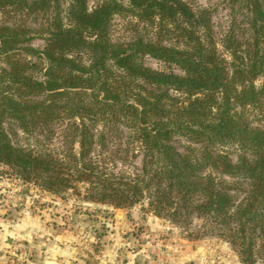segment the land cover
<instances>
[{"label":"trees","instance_id":"trees-1","mask_svg":"<svg viewBox=\"0 0 264 264\" xmlns=\"http://www.w3.org/2000/svg\"><path fill=\"white\" fill-rule=\"evenodd\" d=\"M245 1L242 35H217L211 8L185 0L23 2L43 23L0 25V175L115 208L147 200L189 240L218 237L264 264V0ZM119 127L142 153L134 177L90 159Z\"/></svg>","mask_w":264,"mask_h":264},{"label":"rangeland","instance_id":"rangeland-1","mask_svg":"<svg viewBox=\"0 0 264 264\" xmlns=\"http://www.w3.org/2000/svg\"><path fill=\"white\" fill-rule=\"evenodd\" d=\"M99 1L87 0L89 7ZM185 1L211 8L217 35L231 27L241 35L246 33L249 7L245 0ZM16 2L4 7L0 0V25L22 35H26V26L38 29L43 20L35 15L27 18L26 0ZM114 24L118 37L132 31L122 18H116ZM27 45L43 49L45 44L36 38ZM28 59L37 61L30 56ZM145 62L153 69L163 68L151 57ZM40 66L45 68L47 64L42 62ZM36 75L42 77L41 72ZM123 129L109 131L105 145H96L90 159L104 170L123 171L134 177L142 168V153L138 142ZM19 140L26 145V136L21 135ZM173 144L182 152L191 145L180 138ZM83 195L72 191L54 195L18 178L0 175V264H242L223 239L189 240L183 229L146 212L147 200L115 208L87 201ZM195 221L200 226L201 222ZM62 243L67 244V253L56 255Z\"/></svg>","mask_w":264,"mask_h":264},{"label":"crops","instance_id":"crops-1","mask_svg":"<svg viewBox=\"0 0 264 264\" xmlns=\"http://www.w3.org/2000/svg\"><path fill=\"white\" fill-rule=\"evenodd\" d=\"M63 244V248H60V252L59 253H57L56 255H59V256H65L66 255V251H67V244H65V243H62ZM56 252H58V251H56Z\"/></svg>","mask_w":264,"mask_h":264}]
</instances>
